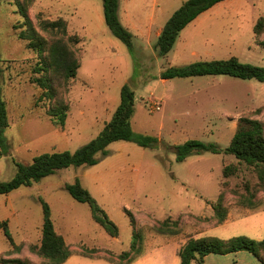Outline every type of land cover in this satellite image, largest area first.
<instances>
[{
    "label": "rangeland",
    "instance_id": "obj_1",
    "mask_svg": "<svg viewBox=\"0 0 264 264\" xmlns=\"http://www.w3.org/2000/svg\"><path fill=\"white\" fill-rule=\"evenodd\" d=\"M163 1L119 0L120 22L133 35L129 50L106 26L102 0H0L1 88L9 124L0 145V181L14 176L16 162L30 163L43 153L74 152L94 139L112 119L125 84L134 92L132 130L155 140L148 147L112 142L96 165L60 169L29 187L0 195V222H8L12 239L21 248L19 253L7 255L11 248L0 229V264L13 258L28 264L44 263L29 251L30 246L40 244L41 199L49 206L54 228L71 252L62 264H112L105 255L88 258L79 250L95 248L114 255L128 250L132 243L129 214L143 235L142 254L130 264L179 263L177 253L186 240L206 237L204 229L216 225L207 206L217 200L223 183L227 213L233 208L244 212L264 209V192L257 188L256 174L232 155L202 153L176 161V147L189 140L227 148L240 118L264 125V82L228 76L160 78L169 67L231 57L264 67V48L258 45L264 41V31L257 39L253 33L256 21L264 18V0L216 4L179 33L166 56H159L154 50L156 33L167 15L186 0H170L166 14L161 15L156 6ZM17 3L47 40L46 58L51 39L40 31L39 19L61 18L67 23V34L79 39L77 45L69 46L80 63L76 78L65 82L50 69L55 91L52 101L33 83L38 76L34 74L38 56L18 37L26 26ZM58 101L68 106L62 128L46 113ZM228 164L237 166L238 171L224 179L222 168ZM75 180L117 226V237H111L94 221L89 207L65 190L64 186ZM246 199L258 206L249 209L241 205ZM262 216V212L254 215L259 223ZM166 219L177 222L176 235L154 231L156 223ZM246 237L260 241L264 232Z\"/></svg>",
    "mask_w": 264,
    "mask_h": 264
},
{
    "label": "trees",
    "instance_id": "obj_2",
    "mask_svg": "<svg viewBox=\"0 0 264 264\" xmlns=\"http://www.w3.org/2000/svg\"><path fill=\"white\" fill-rule=\"evenodd\" d=\"M225 0H186L164 24L154 50L159 56H166L172 49L179 33L198 16L206 12L216 4ZM19 13L25 21V29L18 33L19 39L27 42V48L36 52L38 62L34 74L38 75L33 79L39 88L44 89V97L52 101L55 91L52 78L49 75L51 67L60 74L67 82L75 79L80 63L75 57L70 45H77V36L67 34V23L65 20H38V27L41 32L49 35L48 58L45 57L47 40L41 37L28 19L26 12L20 4ZM104 21L114 37L124 43L129 50L132 48L133 35L122 25L118 16L119 0H102ZM18 28V27H17ZM264 31V18L260 17L254 27L255 39ZM258 45L264 48V41ZM1 63V59H0ZM57 76V75H56ZM202 76H228L242 80L255 79L264 82V67L240 62L236 57L224 60L195 62L182 67H169L160 73L163 80L173 78H192ZM2 69L0 67V145H3V132L8 128V112L6 102L2 97L1 88ZM68 106L58 101L46 111L52 123L58 127H64L67 117ZM134 114V92L128 84L120 90V104L114 112L112 119L105 125L103 130L87 144L79 147L74 152L61 151L43 153L32 159L30 163L16 162L17 171L8 181H0V195H7L13 190L22 186L29 187L34 182L54 174L56 171L70 166H93L99 161V155L105 156L106 147L115 141L134 142L140 146L148 147L155 143L154 138L135 133L131 127V118ZM211 153L232 155L239 164L251 168L257 176V188L264 192V125L255 119L240 118L237 129L227 148L222 150L212 143H204L199 140H189L176 147V161L183 162L194 154ZM238 171L237 166L228 164L222 168L224 179L234 176ZM218 198L215 202L209 203L212 216L216 225L221 224L227 216V208L224 202V183L221 185ZM65 190L79 203L86 204L92 214L94 221L99 224L111 237L118 236L117 226L107 217L105 212L98 206L90 192L85 189L78 180L73 184H66ZM253 195L251 194L249 199ZM241 200L240 204L249 209H255L258 204L252 200ZM42 204V225L41 239L39 245L29 247V251L39 258L43 264H62L71 252L65 243L64 238L57 233L51 220L50 208L45 201ZM130 216L132 227V243L129 249L118 255L104 252L99 249L81 248L79 254L88 258H100V254L107 256L106 260L112 263H132L142 254L143 235L137 229L133 215ZM215 226V225H214ZM176 221L166 219L157 222L154 231L158 234L176 235L178 233ZM6 241L10 248L7 255L17 254L20 246L16 245L8 229V222H0ZM240 251H246L255 256L258 261L264 264V238L260 241L252 240L246 236H236L229 239L218 237H189L178 250L180 264H204V257L209 254L227 255ZM7 264H28L20 258L3 260Z\"/></svg>",
    "mask_w": 264,
    "mask_h": 264
},
{
    "label": "crops",
    "instance_id": "obj_3",
    "mask_svg": "<svg viewBox=\"0 0 264 264\" xmlns=\"http://www.w3.org/2000/svg\"><path fill=\"white\" fill-rule=\"evenodd\" d=\"M169 1L170 0H164L161 6L160 5L156 6V9L159 12V14L161 15L166 14ZM119 9H120V4H119ZM174 11H172V13H169L167 15L169 16L167 20L170 18V16L173 14ZM124 27L128 29V26L124 25ZM162 28L157 31L156 33L157 38ZM207 208L211 210L210 206H207ZM259 212L263 213L262 216L263 219L261 223L258 222L259 221L258 217H254V215H256V213ZM204 230L205 232L203 236L218 237L221 239H227L243 234L245 235L247 234L246 236H248V233L257 234V235L262 234L264 232V209L254 212H244L242 208L230 209L227 213L226 219L221 224L212 227H207ZM112 264H118V263H112ZM176 264H180V260L179 263ZM204 264H262V263H260L258 259L255 256H253L251 253L246 251H240L227 255L209 254L204 257Z\"/></svg>",
    "mask_w": 264,
    "mask_h": 264
},
{
    "label": "built area",
    "instance_id": "obj_4",
    "mask_svg": "<svg viewBox=\"0 0 264 264\" xmlns=\"http://www.w3.org/2000/svg\"><path fill=\"white\" fill-rule=\"evenodd\" d=\"M155 109L158 110L159 109V106H155Z\"/></svg>",
    "mask_w": 264,
    "mask_h": 264
}]
</instances>
